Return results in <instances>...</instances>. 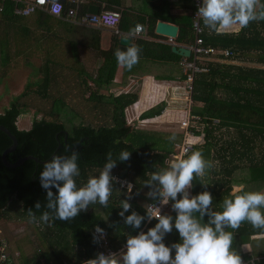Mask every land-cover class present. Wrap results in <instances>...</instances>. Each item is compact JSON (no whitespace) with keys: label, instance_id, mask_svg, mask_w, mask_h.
<instances>
[{"label":"trees","instance_id":"16d2710c","mask_svg":"<svg viewBox=\"0 0 264 264\" xmlns=\"http://www.w3.org/2000/svg\"><path fill=\"white\" fill-rule=\"evenodd\" d=\"M95 1L104 2V9L111 10L119 4V0ZM261 2L264 3V0ZM0 3H3L0 22L7 26L4 36L0 39V54L3 65L9 66L13 54L7 47V34L9 31L11 33L12 27L16 29L10 24L14 21L20 22L22 16L14 13V0H0ZM77 12L86 13L82 9H77ZM37 14L40 18H51L44 13ZM158 19L179 27L174 41L179 44H192L195 35L191 17L182 18L185 21L180 22L155 14L150 16L146 23L143 20L130 23L122 14L118 28L122 32L130 33L131 27L141 23L142 26L146 24L148 34H153ZM41 21L43 20L39 22ZM259 25V21H253L236 34H209L203 29L201 36L205 45L219 50L230 49L235 55L256 52L257 60L264 63V28L259 29ZM140 41L136 40L137 43ZM155 45L164 50L167 56H171L168 60L179 62L183 59L171 52L170 45ZM115 51V47H112L109 51L111 55H106L110 60L105 69L100 68L98 71L94 87L81 85L85 110L77 109L57 95L61 89L60 85H50L48 75L37 84H26L0 113V124L17 138V147L6 154V160L11 163L26 155H33L41 161H49L54 155H70L67 149L73 147L79 153L81 174L76 177V181L77 186L81 187L89 178L99 176L109 151L113 153V158H116L121 150H127L131 154L130 159L124 162L117 160V166L112 169L111 175H118L133 183V199L130 201L132 209L125 216L133 210L146 215V203L140 196L142 191H149L145 182L153 172L166 169L165 159L174 154V145L183 140V135L132 127L127 121L125 109L136 102L137 94L101 93L103 89L111 87L109 83L117 66ZM191 59L192 56L184 60ZM206 66L207 71L193 75L190 114L197 118L191 119L189 128L193 135L200 138L194 150L201 151L206 160L213 161L215 167L207 170L203 178L196 177L193 180L190 196L208 190L213 196L212 209L222 211L225 198L248 191H264V69L241 68L230 63L211 61H207ZM103 75L106 78L103 79ZM186 77L184 73L183 79ZM65 108L78 117L84 116V111H87L86 114L91 120L77 124L72 122L71 116L66 121L61 120L59 111ZM161 108L162 106H159L143 112L139 119L159 115ZM24 110H33L35 114L28 129H20L17 126L18 117ZM38 115L41 117L38 118ZM46 116L52 118L46 119ZM172 136H175V140L170 139ZM11 143L10 138L0 131V218H12L13 213H16L18 218L29 217L28 210L32 209L39 219L42 212L47 210L43 207L46 204V191L41 188L39 180L44 163L28 159L17 167L5 166L1 160V152ZM203 184H207V189ZM240 185L243 187L235 190V187ZM128 195L129 192L120 189L112 181V194L107 207L97 202L89 205L87 211H81L70 221L50 222L52 227L49 231L54 232V239L57 238L52 241L55 261L60 264L65 259L70 262L73 260L74 264H87V261L95 259L92 231L97 226L104 229L111 244L118 249L127 243L130 236L138 235L141 231L147 232L153 223H158L156 219H146L139 229L125 224L119 213L122 210L121 201ZM152 200L149 198V201ZM37 201L42 204L40 210L35 209ZM195 215L199 218V213ZM170 216L174 222L176 215L172 213ZM207 220L208 217L205 216L201 222L207 223ZM226 231L233 234L232 250L244 258L248 256L240 252V246L251 242L252 236L264 234V229L254 228L247 221L243 222L239 229L227 228ZM180 241L178 231L170 240L164 239L165 244L169 246ZM253 254L258 256L254 264H264V252L256 251Z\"/></svg>","mask_w":264,"mask_h":264},{"label":"clouds","instance_id":"9594fccd","mask_svg":"<svg viewBox=\"0 0 264 264\" xmlns=\"http://www.w3.org/2000/svg\"><path fill=\"white\" fill-rule=\"evenodd\" d=\"M40 3H44V0H40ZM53 11L58 13L60 9L54 5ZM197 14L210 32L220 34L222 29L230 30L236 26L243 29L253 21H264V3L261 0H202ZM132 31L138 34L142 26L137 24ZM141 52L138 45H130L123 50L117 49L114 55L119 65L131 71L139 63ZM170 139L175 140V136ZM67 151L71 154L54 155L44 162L39 180L41 188L46 191V204L43 207L47 210L38 220L29 209L30 223L70 221L97 202L107 207L112 194V169L117 166V160L128 161L131 155L129 151L121 150L113 158V153L109 151L99 176L89 178L84 186L78 187L76 177L81 174L79 153L73 147ZM213 167V161L206 160L201 151H195L186 159L172 162L167 169L153 172L145 182V187L149 188V198L159 199L161 205L173 202L172 208L177 213L174 222L172 216L152 209H147L146 215L133 210L125 216L132 209L130 201L133 196L129 189V195L121 201L122 210L119 213L125 224L139 229L146 219H156L158 223L147 232L130 236L121 259L101 253L89 260L88 264H242L241 257L232 250L233 234L226 229H239L245 221L254 228L264 229V191H248L225 198L223 210L214 211L210 191L205 190L195 196L189 194L193 180L203 178L207 170ZM203 185L207 189V184ZM41 207V202L37 201L35 209L40 210ZM196 213H199V218ZM205 216L208 217L207 223H202ZM173 228L178 231L181 241L169 246L165 244L164 237ZM103 235L104 229L97 226L93 242H98Z\"/></svg>","mask_w":264,"mask_h":264},{"label":"crops","instance_id":"0c3cea01","mask_svg":"<svg viewBox=\"0 0 264 264\" xmlns=\"http://www.w3.org/2000/svg\"><path fill=\"white\" fill-rule=\"evenodd\" d=\"M193 4L194 0H119V4L114 6V10L119 11L121 15L124 14V17L130 23L135 20H143L146 23V20L155 14L158 17H170L184 22L185 20L182 18L191 17L192 19ZM90 5L97 6L99 11L108 10L104 9L106 6L104 2L78 0V9L85 10L86 13H89L88 8ZM32 15L33 17L28 20H23L24 17H20V22L14 21L13 24H10L16 27V29L12 27L11 33L9 31L7 34V47L9 52L13 54L12 62L8 66L10 70L20 66L18 65L20 64L18 63V58L23 54L21 59L22 65H24L25 61H29V63L33 61L34 68L37 69L35 75H30L27 72L24 73L26 77L24 79L28 80V78L34 76L33 78L40 77L42 81L45 75H48L49 84L53 86L92 85L100 68L105 69L106 64L110 60V57L107 58L106 55H111L109 51L112 47H115L117 50L119 47V38L122 35H127L131 40L130 45H138L142 49L140 61L131 71H128L125 67L117 63L112 81L109 83L111 87L103 89L101 93L104 95L136 93L138 96L136 102L125 109L126 117L128 115V109H130L129 114L131 119L136 118L140 123H150L153 125L151 128L141 126L139 129L167 134L180 133L183 135L181 122L190 113V106L187 105L188 94L185 90V80L183 79V74L185 73V58L181 56L183 59L179 62L170 61L168 59H171V56H167L166 52L155 44L170 45V47L172 45L186 47V44H179L174 41L175 39L170 40L166 36L156 34L155 31L153 34H148L146 24L143 25V31L138 34L132 31L135 26L131 27L130 33L122 32L119 28V32L116 33L109 28L85 26L53 16H50L51 18L49 19L40 18V15L37 13ZM40 20L43 21L39 22ZM259 23H261L259 25L261 28L259 29L264 28V21H259ZM202 28L209 34L211 33L204 26L203 21ZM240 30L236 26L230 30L222 29L221 33L236 34ZM138 39L141 40L139 43L136 42ZM150 43H154V45ZM102 52H105V54ZM171 52L173 51L171 50ZM257 58L256 52L243 53V55H235L233 53L228 58L223 57L219 59L217 56H210L206 62L230 63L241 68L264 69V63L258 61ZM21 68L24 67L22 66ZM102 78L104 79L106 77L103 75ZM39 82L32 83L37 84ZM28 83V81L24 80L22 84L25 86ZM152 89L155 93L151 96ZM85 96L87 97L88 94ZM149 100L151 103H149ZM158 103L160 104L157 105ZM159 106H162L161 115H154L151 118L143 120L139 119L140 114L143 112ZM184 109L187 111V116L180 119V125H174L175 122L171 119L173 113H179ZM127 121L132 127L138 128L129 119ZM242 187V185L236 186L235 190H239ZM147 193L146 191L140 193V196H142L141 199L145 200L146 204L149 202ZM189 194H191V189H189ZM172 213L174 212L169 213V215ZM155 224L153 223L151 228ZM0 228L4 236L8 237L4 233L1 223ZM175 230L166 234L164 239L170 240L177 231ZM42 234L47 235V231L44 230ZM11 240H9V257L13 264H59L52 256H50L52 259L49 257L50 260L42 257H39L38 260L32 259L30 258L32 255L29 257L27 253H25L27 257L22 256L20 252L11 250ZM54 240L56 241L57 238ZM250 240L251 242L248 241L240 246V252L246 254L248 258L251 256L256 260L258 256L256 257L253 252H264V234L252 236ZM126 250V248L123 249L115 257L121 259V254L126 252ZM75 251L77 250L75 249ZM71 263L74 264V261L72 260Z\"/></svg>","mask_w":264,"mask_h":264},{"label":"built area","instance_id":"2783aa9c","mask_svg":"<svg viewBox=\"0 0 264 264\" xmlns=\"http://www.w3.org/2000/svg\"><path fill=\"white\" fill-rule=\"evenodd\" d=\"M3 1V0H2ZM15 8L14 13L25 17L32 15L34 13H44L49 16L57 17L65 19L69 22L82 24L85 26H94L99 28H109L114 30V32L118 33V24L120 22L121 13L117 10H101L98 13H83L78 14V0H65L62 2L61 0H44V3H40V0H14ZM202 4V0H194L193 11H192V28L194 31V41L192 44L187 45L186 47L190 49L192 59L190 61H185L184 63V71L186 73L185 79V90L188 94V106L191 103V91L193 84V75L197 72H205L207 71L206 60L209 59L210 56H217V58L230 57L233 55V52L230 49L219 50L213 46H208L204 44L203 38L201 36L203 28H202V19L197 14L198 5ZM59 8L60 11L54 12L53 6ZM3 9V3H0V11ZM142 26V24H140ZM136 26V25H135ZM143 31V26H142ZM141 31V32H142ZM137 34V33H136ZM172 40L171 38H169ZM222 56V57H220ZM197 118L190 113L186 117L185 120L181 122V127L183 129V140L180 143H176L174 146V154L165 159L166 169L169 165L179 159H186L190 156L194 150V146L197 142H199L200 138L198 136L193 135L190 130V121L191 119ZM217 121V120H215ZM113 181L118 185L120 189H124L126 192H129V189L132 190L133 183L125 178H122L118 175H113ZM172 201L169 202L168 205H161L159 199L149 201L146 204L147 209H152L154 211H161L162 215L169 214L174 212L177 213L172 208ZM155 220V219H152ZM95 227L92 231L94 234ZM175 229V228H174ZM105 235L98 238V242H95V258L99 256V254L103 253L105 255H114L116 256L123 249L126 248V244H124L121 248L116 249L111 241L104 232ZM175 253L173 254V256ZM241 257V256H240ZM242 264H254L255 258L249 257L244 258L241 257ZM0 264H13L9 257V240L2 233L0 228ZM44 264H53V263H44ZM60 264H72L67 260H63Z\"/></svg>","mask_w":264,"mask_h":264},{"label":"rangeland","instance_id":"374dc122","mask_svg":"<svg viewBox=\"0 0 264 264\" xmlns=\"http://www.w3.org/2000/svg\"><path fill=\"white\" fill-rule=\"evenodd\" d=\"M33 15H30L28 17H24L23 20H28L32 18ZM5 24L3 22H0V39L4 36L7 26H4ZM18 25V23H17ZM24 56H26L24 54ZM0 54V113H2L11 103V101L16 97V95L21 92L24 88V80L28 82H39L41 81L40 77L33 78L34 76H31L30 78H26L24 73H30V75H35L37 73V69L34 68L33 61L29 63V61H25L24 65L21 63V59L23 57V54L18 58V68H11L10 70L8 66H4L2 63V58ZM24 68H21V67ZM26 67V68H25ZM6 69V70H4ZM91 88L94 87V84L90 85ZM56 87V86H55ZM60 90H58V94L60 95L66 102L69 104H73L77 109L81 108L82 110H85V101H82V86H60ZM154 90L151 91V96L153 95ZM84 96V95H83ZM149 103L150 100H149ZM158 103L157 105H159ZM156 106V105H155ZM152 107V106H151ZM150 108V107H149ZM65 109H60V119L61 120H68L72 119V122L77 124L80 121L87 122L91 120V118L88 116L87 111H84V116L78 117L74 116L73 112L68 111ZM130 109H128V115L127 119H129L130 122L134 123V126L144 128H151L153 125L150 123H140L138 122V119H131V116L129 114ZM167 114V113H166ZM34 111L33 110H24L22 114L18 117L17 126L20 129H28L31 126V123L34 119ZM161 115V114H160ZM74 116V117H73ZM187 116V111L184 109L183 111L179 113H173L172 120L175 122L174 125L178 124L180 125V119ZM41 117V115H38V118ZM73 117V118H72ZM46 119H51L52 117H45ZM132 120V121H131ZM68 123V122H66ZM147 124V125H145ZM158 128V127H157ZM182 131V130H181ZM145 192V191H143ZM145 198V197H144ZM16 213H13L12 218H0V223L2 224V229L5 234L8 235V240L12 239L10 243V248L12 251L16 250L22 254V256H26L25 253H27V256H31L32 259H37L40 257L49 259L50 256L53 255V242H54V232H50L49 228L50 224H45L42 221L37 223H30L29 217H16ZM39 220V219H38ZM46 230V234H42V232ZM53 241V242H52ZM10 242V241H9ZM43 252V253H42ZM47 254H46V253ZM26 256V257H27ZM50 259H52L50 257ZM49 259V260H50ZM65 260V259H64ZM68 261V260H67ZM70 262V261H69ZM71 263V262H70Z\"/></svg>","mask_w":264,"mask_h":264},{"label":"water","instance_id":"95a60500","mask_svg":"<svg viewBox=\"0 0 264 264\" xmlns=\"http://www.w3.org/2000/svg\"><path fill=\"white\" fill-rule=\"evenodd\" d=\"M62 2H64L65 0H61ZM89 13H98V7L95 5H90L88 8ZM156 34L162 35V36H166L168 38L176 39L178 31H179V27L171 22H167V21H162L159 20L156 22L155 24V29H154ZM130 38L127 35H122L119 38V47L118 49H126V47H128L130 45ZM171 50L184 57V58H189L191 56V51L189 48L185 47V46H176V45H172ZM0 131H2L3 133H5L10 140L12 141V143L5 148L2 152H1V160L3 162V164L7 167L13 168V167H17L20 166L21 164H23L26 160L30 159L35 161L36 163H44L46 161H41L40 159H38L37 157L33 156V155H26L24 157H21L19 159H17L14 162H8L6 160V154L14 151L17 147V138L15 137V135H13L11 133V131L6 128L5 126L0 124Z\"/></svg>","mask_w":264,"mask_h":264}]
</instances>
